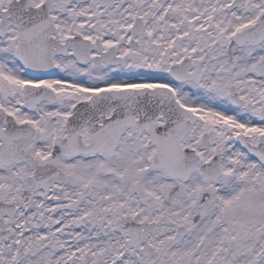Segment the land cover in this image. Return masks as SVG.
Returning <instances> with one entry per match:
<instances>
[{"label":"snow or ice","instance_id":"1","mask_svg":"<svg viewBox=\"0 0 264 264\" xmlns=\"http://www.w3.org/2000/svg\"><path fill=\"white\" fill-rule=\"evenodd\" d=\"M0 264H264V0H0Z\"/></svg>","mask_w":264,"mask_h":264}]
</instances>
